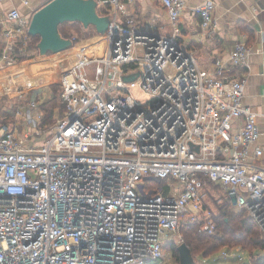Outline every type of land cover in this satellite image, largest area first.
Returning a JSON list of instances; mask_svg holds the SVG:
<instances>
[{"label": "built area", "instance_id": "obj_1", "mask_svg": "<svg viewBox=\"0 0 264 264\" xmlns=\"http://www.w3.org/2000/svg\"><path fill=\"white\" fill-rule=\"evenodd\" d=\"M132 2L97 0L99 12L112 16L103 47L86 52L74 42L50 68L30 72L19 66L15 49L26 50L30 19L16 7L5 12L0 94L31 93L26 107L40 118L35 89L55 80L65 109L43 142L0 126V264L161 259L180 219L195 220L202 211L207 182L244 208L264 235L258 114L242 102L245 78L228 73L249 68L246 35L226 62L215 58L203 69L178 40L185 0H161L169 35L140 28ZM214 8L213 0L194 7L207 37L217 30ZM63 60L68 65L58 70ZM135 72L134 80L122 79ZM137 84L148 94L144 103L130 94ZM204 215L201 230L213 233L214 221ZM203 257L210 264L245 260L236 250Z\"/></svg>", "mask_w": 264, "mask_h": 264}, {"label": "crops", "instance_id": "obj_2", "mask_svg": "<svg viewBox=\"0 0 264 264\" xmlns=\"http://www.w3.org/2000/svg\"><path fill=\"white\" fill-rule=\"evenodd\" d=\"M47 1L49 0L0 1V50L3 46L1 32L5 12L11 7H16L25 18L30 19L32 13ZM202 1L185 0L179 19L178 40L193 51L203 69H210L215 58L226 62L235 42L242 35H246L250 48L249 68L238 67L228 70V73L245 78L242 102L257 112L258 127L261 131L258 142L264 144V0H213L217 30L211 37L204 34L200 17L194 12L195 5ZM128 7L140 28L167 35L171 33L168 14L161 0H133ZM99 36L100 39L91 45H82L83 50L90 52L94 48L103 47L100 45L102 35Z\"/></svg>", "mask_w": 264, "mask_h": 264}, {"label": "trees", "instance_id": "obj_3", "mask_svg": "<svg viewBox=\"0 0 264 264\" xmlns=\"http://www.w3.org/2000/svg\"><path fill=\"white\" fill-rule=\"evenodd\" d=\"M91 31H94V33H96L94 27L90 26L85 29L78 21L64 22L59 25V32L61 33V35L63 37L71 39L72 37H75L74 42L78 39L79 36L81 37L88 35ZM29 38L30 41L27 44L26 50L24 52H21L18 47H15L16 52H19L18 61L24 62L26 59L31 58L34 52H36L37 54L36 43L38 41V36L29 35ZM66 67L67 66L60 68V70ZM52 84L58 85V95L56 93H52L51 95L49 94L48 97H44L42 91L41 93H37L40 97L38 106L42 113L40 121L41 125L50 123L54 119V117H59L57 118L58 120L64 114V106L60 95V83L58 81H55ZM61 107H63V111L59 116H57L58 112H56V110L58 108L61 109ZM1 125H6L9 127L8 123L0 124V126ZM152 183L153 185L156 184V186H158V183ZM210 189L217 190L218 192H220L221 190L219 185L207 182V193H209ZM219 196L221 198H218L222 200L216 203L217 211H219L217 214H213L208 205L203 202L202 211L199 213V215H197L195 220H190L186 218V216H183L180 219L179 228L181 229V232L183 234V242L189 248L192 256L194 257V255L196 254L207 255L225 245L230 246L240 244L243 249L249 251H251L252 248H264V238L261 237L259 228L248 216L246 210L244 208L236 207L233 201L229 197H227L224 192ZM205 210L209 213L210 217L214 221L215 229L213 233H207L201 230L203 221L205 220ZM176 246L177 244L174 247L172 245L179 261ZM154 261L155 260H147L144 264H155L153 263ZM252 264H264V255L256 258L254 262H252Z\"/></svg>", "mask_w": 264, "mask_h": 264}, {"label": "rangeland", "instance_id": "obj_4", "mask_svg": "<svg viewBox=\"0 0 264 264\" xmlns=\"http://www.w3.org/2000/svg\"><path fill=\"white\" fill-rule=\"evenodd\" d=\"M99 37L100 36L94 33V31H91L88 35L81 36V37L79 36L75 42L77 46L91 45L93 42L97 41ZM54 56L55 54L50 53L45 58L40 59L38 58L36 52H34L31 58L26 59L24 62L19 61V66L26 67L29 72L34 71L36 69H40V68L41 69L50 68V66L52 65V62L56 61ZM59 62L57 64H59ZM198 64L200 65V67H203L200 61H198ZM57 68L58 70H60L59 67ZM91 68L93 70V67ZM54 82L55 80L42 84L37 89H35L36 90L35 93L36 94L41 93L42 91L44 97H48V95L49 94L51 95L52 93H56L58 95L59 87L56 84L55 85L52 84ZM130 94L132 95L133 98H135L137 101L141 103H144L148 99V94L138 84L130 88ZM28 96L24 95L21 97H16V96L13 97V96H5V95L0 94V124L8 123L9 127L16 128L19 131H27V132L29 131L34 141L41 142V141L46 140L51 135L53 131V126L56 124V122L58 121L57 118L59 117H54V119L50 123L41 125L40 121H41L42 116L40 118L35 117L34 109L30 110L26 107V103H27L26 100ZM62 103L65 109V104L63 101ZM62 111H63V107H61V109L58 108L56 110V112H58L57 116H59L62 113ZM1 126H6V125H1ZM157 185L162 186L163 184L159 183ZM221 193H223L222 190L218 192L217 190L210 189L209 193H207L204 199V203L208 205V207L212 210L213 214H217L219 212L217 211L216 203L222 200L218 198L220 197L219 195ZM204 209H207V208H204ZM260 233H261V237L264 238V235L262 234L261 231ZM181 240L183 242V234L181 232V229L179 228L175 235L171 234L166 238L164 242V246H163V257L161 259L155 260L153 263L155 264H179L178 257L173 247L176 244H178V242H180ZM171 243H174V244H171ZM222 250H227L228 252L236 250V251L241 252L245 256V260L243 263H247V264H252V262H254L256 258L264 255V248H259V247L252 248L251 251H249V250L243 249V247L240 244L230 245V246L225 245V246L220 247L218 250L211 252L207 255L216 256ZM207 255H200V254L194 255L195 264H210V257L208 258L203 257ZM218 260H219V264H242L241 262L237 263L230 259L225 260V258L223 257H220Z\"/></svg>", "mask_w": 264, "mask_h": 264}, {"label": "water", "instance_id": "obj_5", "mask_svg": "<svg viewBox=\"0 0 264 264\" xmlns=\"http://www.w3.org/2000/svg\"><path fill=\"white\" fill-rule=\"evenodd\" d=\"M112 19L109 14L98 10L97 0H49L36 9L29 20L28 34L38 36L37 56L42 59L49 53L56 54L74 46L71 38L63 37L59 25L64 22L78 21L87 29L94 27L96 34L104 35ZM68 60L60 61L59 68L67 66ZM138 72L123 75L124 81H132ZM179 264H195L189 248L184 242L176 246Z\"/></svg>", "mask_w": 264, "mask_h": 264}]
</instances>
